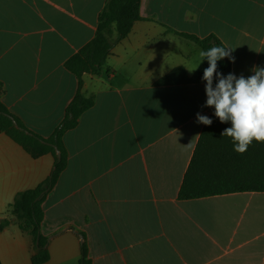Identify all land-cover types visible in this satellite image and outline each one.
Returning <instances> with one entry per match:
<instances>
[{
    "label": "crops",
    "instance_id": "obj_1",
    "mask_svg": "<svg viewBox=\"0 0 264 264\" xmlns=\"http://www.w3.org/2000/svg\"><path fill=\"white\" fill-rule=\"evenodd\" d=\"M106 2L0 0L2 101L35 133L49 137L65 118L79 86L65 63L95 37ZM140 12L104 70L84 75L95 104L66 132L68 165L43 203L45 264H79L85 238L94 264H264V192L179 198L205 127L196 114L215 116L206 85L157 84L201 65V46L168 28L216 34L235 49L237 77L264 68V0H142ZM54 161L0 130V222ZM34 253L15 221L0 232V264H33Z\"/></svg>",
    "mask_w": 264,
    "mask_h": 264
},
{
    "label": "trees",
    "instance_id": "obj_2",
    "mask_svg": "<svg viewBox=\"0 0 264 264\" xmlns=\"http://www.w3.org/2000/svg\"><path fill=\"white\" fill-rule=\"evenodd\" d=\"M141 2L142 0H107L99 14L95 37L65 63L66 68L78 78V91L66 109L65 118L49 137L30 130L7 108L2 101L3 83L0 82V130L22 145L34 158L51 154L55 159L53 171L47 179L35 188L16 194L8 207V213L14 219L5 217L0 222V232L15 221L21 230L32 237L35 249L33 264H45L50 260L49 238L41 232L44 220L43 203L68 165L69 152L64 136L67 131L78 126L84 112L95 104V95L87 96L83 92L84 75H99L112 54L114 45L129 36L136 22L146 19L140 12ZM168 30L196 42L203 51L213 46L226 47L213 33L200 38L171 28ZM207 67L209 63L205 59L192 76L188 75L184 67H177L159 79L157 84L206 85L202 77ZM218 72L225 76L233 73L232 61L228 58L218 61ZM210 118L213 123L204 127L180 188L179 198L197 199L236 192H264V143L253 142L247 152L238 154L233 150L231 138L221 135L231 126L230 122L221 123L213 115ZM79 264H94L86 238L81 247Z\"/></svg>",
    "mask_w": 264,
    "mask_h": 264
},
{
    "label": "clouds",
    "instance_id": "obj_3",
    "mask_svg": "<svg viewBox=\"0 0 264 264\" xmlns=\"http://www.w3.org/2000/svg\"><path fill=\"white\" fill-rule=\"evenodd\" d=\"M234 50L213 46L200 51L202 62L206 59L209 63L202 77L206 81L207 96L203 107L214 108V115L221 123L230 122L231 126L221 135L231 138L233 150L243 155L253 142L264 143V68H254V74L247 78L218 72V61L228 58L235 63ZM196 122L211 125L213 120L198 112Z\"/></svg>",
    "mask_w": 264,
    "mask_h": 264
},
{
    "label": "rangeland",
    "instance_id": "obj_4",
    "mask_svg": "<svg viewBox=\"0 0 264 264\" xmlns=\"http://www.w3.org/2000/svg\"><path fill=\"white\" fill-rule=\"evenodd\" d=\"M193 47H194L193 49L195 50L194 51V58H195L194 60H197V59L200 58V61L199 62H202L201 57L199 55V53H200V51H202V49L199 46L195 45V44H193ZM194 63H195V61H194ZM105 66H104V68H105ZM104 68H103V70H104Z\"/></svg>",
    "mask_w": 264,
    "mask_h": 264
},
{
    "label": "water",
    "instance_id": "obj_5",
    "mask_svg": "<svg viewBox=\"0 0 264 264\" xmlns=\"http://www.w3.org/2000/svg\"><path fill=\"white\" fill-rule=\"evenodd\" d=\"M58 156H59V157L61 156L60 152H58Z\"/></svg>",
    "mask_w": 264,
    "mask_h": 264
}]
</instances>
